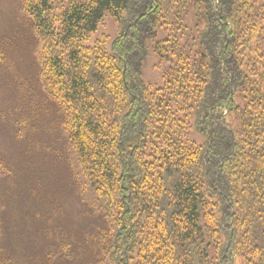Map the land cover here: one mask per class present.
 Returning a JSON list of instances; mask_svg holds the SVG:
<instances>
[{"label": "trees", "instance_id": "trees-1", "mask_svg": "<svg viewBox=\"0 0 264 264\" xmlns=\"http://www.w3.org/2000/svg\"><path fill=\"white\" fill-rule=\"evenodd\" d=\"M21 9L83 234L55 224V202L36 209L31 178L11 187L18 175L0 150V264H264V0ZM105 17L117 36L88 46ZM151 55L158 85L143 79ZM0 123L28 152L26 121Z\"/></svg>", "mask_w": 264, "mask_h": 264}, {"label": "rangeland", "instance_id": "rangeland-1", "mask_svg": "<svg viewBox=\"0 0 264 264\" xmlns=\"http://www.w3.org/2000/svg\"><path fill=\"white\" fill-rule=\"evenodd\" d=\"M117 33L116 21L105 17L87 45L100 42L109 48ZM0 50L7 56L4 62L6 69L0 67V117L7 116V123L10 119L22 117L30 138V145L26 146L28 152H25L26 144L14 139L10 133L12 127L5 130L0 123V150L9 167L18 175L16 183L10 182V185L13 189L20 187L25 191L22 185L26 184V177L31 178L30 188L41 201L40 205L32 200L37 205L36 209L40 213H52V202H55L59 213L55 224L65 232L71 226L74 235L81 238L83 233L78 226L81 207L68 187L66 171L52 155L53 152H61L62 145L55 115L49 104L44 103V93L38 80L41 47L30 33L28 20L21 9V0H0ZM155 63L151 55L144 62L142 70L144 81L152 85L160 83V75L154 69ZM231 119L228 118L227 123L232 124ZM192 139L201 142L194 136ZM35 145H40L42 149L29 150ZM23 207L24 210L28 209L25 200ZM38 227L41 230V225ZM38 241L37 249L41 246V237Z\"/></svg>", "mask_w": 264, "mask_h": 264}]
</instances>
